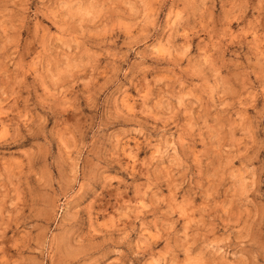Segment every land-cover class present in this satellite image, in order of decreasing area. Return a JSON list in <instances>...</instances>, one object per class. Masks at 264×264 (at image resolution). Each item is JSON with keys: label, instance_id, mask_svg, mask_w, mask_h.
Returning a JSON list of instances; mask_svg holds the SVG:
<instances>
[{"label": "rangeland", "instance_id": "rangeland-1", "mask_svg": "<svg viewBox=\"0 0 264 264\" xmlns=\"http://www.w3.org/2000/svg\"><path fill=\"white\" fill-rule=\"evenodd\" d=\"M0 264H264V0H0Z\"/></svg>", "mask_w": 264, "mask_h": 264}]
</instances>
